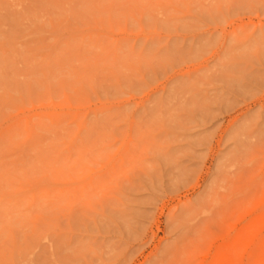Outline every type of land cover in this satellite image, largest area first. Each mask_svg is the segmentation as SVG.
I'll return each instance as SVG.
<instances>
[{
    "label": "rangeland",
    "instance_id": "rangeland-1",
    "mask_svg": "<svg viewBox=\"0 0 264 264\" xmlns=\"http://www.w3.org/2000/svg\"><path fill=\"white\" fill-rule=\"evenodd\" d=\"M0 264H264V0H0Z\"/></svg>",
    "mask_w": 264,
    "mask_h": 264
},
{
    "label": "bare ground",
    "instance_id": "bare-ground-1",
    "mask_svg": "<svg viewBox=\"0 0 264 264\" xmlns=\"http://www.w3.org/2000/svg\"><path fill=\"white\" fill-rule=\"evenodd\" d=\"M225 60V59H224ZM232 64V63H231ZM226 66V65H225Z\"/></svg>",
    "mask_w": 264,
    "mask_h": 264
}]
</instances>
